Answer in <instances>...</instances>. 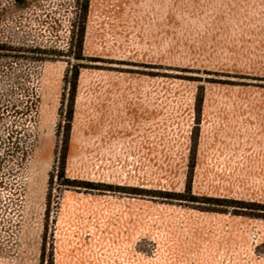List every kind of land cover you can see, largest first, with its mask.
Segmentation results:
<instances>
[{
  "label": "rangeland",
  "instance_id": "obj_1",
  "mask_svg": "<svg viewBox=\"0 0 264 264\" xmlns=\"http://www.w3.org/2000/svg\"><path fill=\"white\" fill-rule=\"evenodd\" d=\"M0 264H264V0H0Z\"/></svg>",
  "mask_w": 264,
  "mask_h": 264
}]
</instances>
